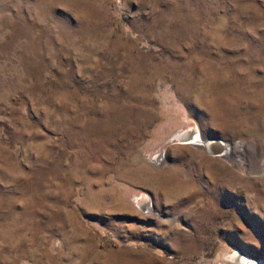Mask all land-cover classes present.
<instances>
[{"label":"rangeland","instance_id":"rangeland-1","mask_svg":"<svg viewBox=\"0 0 264 264\" xmlns=\"http://www.w3.org/2000/svg\"><path fill=\"white\" fill-rule=\"evenodd\" d=\"M238 250L264 264V0H0V264Z\"/></svg>","mask_w":264,"mask_h":264},{"label":"bare ground","instance_id":"bare-ground-1","mask_svg":"<svg viewBox=\"0 0 264 264\" xmlns=\"http://www.w3.org/2000/svg\"><path fill=\"white\" fill-rule=\"evenodd\" d=\"M184 132V131H183ZM183 132H181L179 135H176L175 136V138H176V140L177 139H179V140H181V141H183L184 143L186 142V143H192V144H196L197 146H199V147H204L205 149H207V150H212L213 151V149H219V147L220 146H217L216 144H213L212 142H209V143H205L203 140H201V138H200V135L199 134H197V133H183ZM182 143V142H181ZM216 143V142H215ZM190 145V144H189ZM195 145V146H196ZM225 150V149H224ZM235 150L236 151H241V152H243V147H242V145H238L237 144V146L235 147ZM226 152V151H225ZM229 152V151H228ZM224 154V153H223ZM215 155V154H214ZM220 155H222V153L220 154ZM164 156V154L163 155H161V156H155V161H160L161 160V158ZM228 157H229V153H228V155H227ZM146 203V202H145ZM144 205V204H143ZM145 205H147V204H145ZM145 205H144V207H145ZM240 251L238 250L235 254H232L233 255V258H234V260L235 261H237V262H239V261H242L243 262V264H256V263H254V261H252V260H250V259H254V258H252V257H250L249 255H247V254H245V255H242L243 253H242V251L239 253ZM239 254V255H238ZM238 255V256H237ZM232 258V259H233ZM235 261H234V263H235ZM259 262V261H258ZM237 264V263H236Z\"/></svg>","mask_w":264,"mask_h":264},{"label":"water","instance_id":"water-1","mask_svg":"<svg viewBox=\"0 0 264 264\" xmlns=\"http://www.w3.org/2000/svg\"><path fill=\"white\" fill-rule=\"evenodd\" d=\"M246 253H243L242 255H245ZM250 260H252V261H254V263H256V264H261V262L258 260V259H250ZM259 261V262H258ZM239 263L240 264H243V262L242 261H239Z\"/></svg>","mask_w":264,"mask_h":264}]
</instances>
